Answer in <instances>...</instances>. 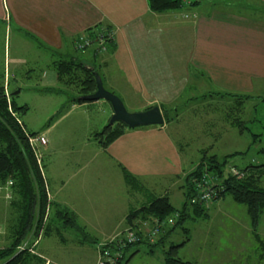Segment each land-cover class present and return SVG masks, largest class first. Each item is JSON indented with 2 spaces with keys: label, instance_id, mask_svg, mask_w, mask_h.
Returning <instances> with one entry per match:
<instances>
[{
  "label": "rangeland",
  "instance_id": "rangeland-1",
  "mask_svg": "<svg viewBox=\"0 0 264 264\" xmlns=\"http://www.w3.org/2000/svg\"><path fill=\"white\" fill-rule=\"evenodd\" d=\"M3 28L4 25L0 24L1 79L4 77L6 83L8 81V86H5L7 93L15 92L13 96L16 103L23 107L19 118L24 126L36 131L30 135L42 134L45 138L44 141L37 139L32 144L35 145L36 153L41 159L42 171L50 180L52 188L63 179V192L60 195L55 194V198H63L76 209L88 205L89 210L84 216L77 215L81 224L96 223L100 217L114 219L124 215L125 210V222L118 223L113 231L104 233L105 230H99L95 225H85L93 236L92 239H98L94 243L88 241L89 238L80 240V236L72 228L60 229L61 236L57 232V226H61L60 221L54 217V208L51 207L47 210L48 215L45 216L38 234L26 235V241L20 247L27 243L34 244L36 239L38 247L35 246V252L39 250L44 254L45 249V254L52 259L50 264H97L99 252L97 254L96 250L107 239L125 228L135 226L133 223H136L135 228L140 229L143 234L153 226L149 218L141 219L138 216L132 219L133 222L126 220L129 207L138 206L147 197L130 188L120 165L102 150V146L94 138L93 133L102 129L109 121L110 114L108 115L105 105L110 104L103 98L85 100L80 103L81 106L77 102L66 104L67 99L76 94L75 87L57 82L55 86H61L63 90L45 89V84L39 82L37 69L26 64L13 63V35L16 34L12 31L10 38L8 33L4 36ZM22 42L25 41H18L20 44ZM26 47L25 54H31L32 57L35 52L29 45ZM77 55L84 57L80 52ZM199 89L192 91L194 96L185 100L182 98L183 101L180 100L176 105L166 106L169 114L167 128L180 150L184 165L194 167L202 158L215 155L221 159L232 151H237L228 160L233 166L263 163L264 151L259 149L264 147V82L256 83L254 91L249 88L238 91L222 89L230 92L246 91L251 97L235 98L219 95L206 88ZM140 106L130 104L126 107L132 110ZM103 108L107 112H103ZM224 171H232L231 166L224 168ZM258 177L259 183L264 186V170ZM145 180L149 187L154 182L148 178ZM10 183V180L0 182L1 247L10 243L12 228L19 212L12 202L19 196L10 187ZM165 183L169 187L170 201L181 206L184 196L180 185L172 180H166ZM205 210L206 217L193 214L185 219L183 225L189 227L190 238L179 247L177 255L180 258L194 264H264V252L252 230L245 204L226 194L212 201ZM51 220L53 229L45 233L44 228ZM172 222L168 220L166 227ZM257 233L264 239V208ZM159 234L157 232L155 238ZM185 234L181 226H177L167 240L178 242ZM167 240L156 245L153 251H149L145 242L133 244L126 257L130 252L134 253L128 258L125 257L121 264H165L164 249L169 243Z\"/></svg>",
  "mask_w": 264,
  "mask_h": 264
},
{
  "label": "crops",
  "instance_id": "crops-1",
  "mask_svg": "<svg viewBox=\"0 0 264 264\" xmlns=\"http://www.w3.org/2000/svg\"><path fill=\"white\" fill-rule=\"evenodd\" d=\"M184 2L180 8L155 11L148 0H0V24L4 36L8 33L10 38L12 31L16 34L12 62L37 69L44 87L58 82L55 57L80 52L84 61L97 66L104 86L118 94L126 106L141 105L132 110L153 104L160 108L176 105L194 96L192 91L199 87L251 97L246 91H236H254L256 83L264 82V0ZM96 23L111 27L113 48L98 53L92 48L74 50L77 35ZM22 40L25 42L18 43ZM28 45L35 52L32 57L24 52ZM3 83L8 86L4 77ZM105 106L111 114V106ZM106 108L102 111L107 112ZM102 150L161 194L169 193L166 180L179 186V180L193 168L182 162L165 121L125 127ZM147 178L154 181L150 187L144 182ZM46 179L50 199L66 204L78 216L85 215L88 205L76 209L63 198H55L63 192V179L54 188ZM122 222L125 210L117 218L100 217L96 223L84 225H95L106 233ZM31 244L35 252L38 240ZM43 250L44 254L35 253L42 258L41 264H50L52 259Z\"/></svg>",
  "mask_w": 264,
  "mask_h": 264
},
{
  "label": "trees",
  "instance_id": "trees-1",
  "mask_svg": "<svg viewBox=\"0 0 264 264\" xmlns=\"http://www.w3.org/2000/svg\"><path fill=\"white\" fill-rule=\"evenodd\" d=\"M148 3L150 8L155 11L176 9L185 4L184 0H148ZM104 27L111 29L107 24L96 23L85 30L92 28L104 29ZM113 46L114 39L110 37L106 41L105 51L111 50ZM92 49L94 52H99L95 47ZM74 50L76 49L74 48ZM87 64H91L93 69L89 68ZM53 66L58 82L73 86L76 89V94L71 95L66 104L67 102L71 104L85 101L79 95L92 92L95 89L94 70L98 71L103 81L97 66L93 63H87L77 53L55 57ZM1 77L2 74L0 73V182L11 181L10 187L14 188L19 196L18 199L12 201L13 206L19 212L12 228L10 243L3 247L0 246V264H35L42 261V258L31 250V243H27L24 247L20 246L24 240L26 241V235L38 234L45 216L48 215L49 211L47 210L51 207L54 208V217L61 224L60 227L57 226V232L60 235V229L72 228L76 230L81 238L80 240L85 241L89 238L88 241L98 242L97 238L92 239L93 236L89 234L86 226L79 223L76 213L71 208L49 198L47 179L40 164L41 159L36 153L35 145H32L29 141L30 134H34L36 131L29 130L24 126L23 121L19 118L23 107L16 103L13 93L6 94ZM45 89L63 90L61 86L46 87ZM217 94L227 95V93L220 92H217ZM232 95L234 94L229 93L228 96ZM237 97H249V95L235 96V98ZM161 110L166 122L169 119L168 108L161 106ZM125 127L128 126L124 122L115 120L112 123L105 124L102 129L95 131L93 135L102 147H106L108 143L123 132ZM259 150L263 152L264 147ZM236 152L232 151L223 155L221 159L215 155L202 158L192 169L187 171L180 185L184 196L181 206L174 205L167 193H156L146 187L135 174L121 165L123 176L126 182L130 184V188L141 192L147 197L138 206L129 207L126 220L133 222L132 219L138 216L141 219L149 218L153 222V226L146 234H143L140 229L135 228L136 223H133L135 226H131V229L133 228L132 230L135 232L134 239L126 241L125 245L121 247L116 246L115 240L105 241L99 246L98 250L103 247L117 249L120 252L117 264H121L133 244L145 242L149 246V251H153L156 245L167 240L175 227L181 226L186 233L185 237L178 242L167 240L169 243L167 248L164 249V263L194 264V262L182 259L177 255L179 247L190 238V229L183 223L187 217H191L193 214L206 217L205 209L208 205L217 198L229 194L233 200L246 205L252 230L264 252V239L257 233V226L264 208V186L259 183L258 174L264 170V162L250 163L242 167L233 166L228 160ZM228 166H231L232 171L226 173L224 168ZM223 172L225 173L223 174ZM203 189H210L211 195L207 198L202 197L201 192ZM168 220L174 221L166 227ZM51 222L52 220L46 224L45 233H49L52 228ZM157 232L161 235L159 234V237L155 238ZM133 253L134 251L130 252L126 258L132 256Z\"/></svg>",
  "mask_w": 264,
  "mask_h": 264
},
{
  "label": "water",
  "instance_id": "water-1",
  "mask_svg": "<svg viewBox=\"0 0 264 264\" xmlns=\"http://www.w3.org/2000/svg\"><path fill=\"white\" fill-rule=\"evenodd\" d=\"M87 66L93 69L91 64H87ZM94 75L96 82L95 89L89 93H82L79 97L84 100L98 98L106 99L112 108V113L110 114L108 123L120 120L128 127H134L139 125L161 124L164 122V116L158 104H153L144 109L128 110L122 98L104 86L98 71L94 70ZM11 93L15 92L12 91Z\"/></svg>",
  "mask_w": 264,
  "mask_h": 264
},
{
  "label": "built area",
  "instance_id": "built-area-1",
  "mask_svg": "<svg viewBox=\"0 0 264 264\" xmlns=\"http://www.w3.org/2000/svg\"><path fill=\"white\" fill-rule=\"evenodd\" d=\"M110 37H113V30L107 29L105 27L104 29L92 28L90 30H84L83 33L78 34L77 37L74 39V48L78 51H82L88 48L95 47L99 52H102L105 51L106 41ZM5 91L6 94H8L7 90ZM37 139L44 141L45 138L42 134L29 136V141L31 144ZM201 193V196L204 198H207L209 195H211L210 189H203ZM134 234L135 232L131 228H126L124 231L116 233L114 236L110 237L106 241L111 242L112 240H115L116 246L121 247L125 245L126 241H131L132 239H134ZM98 252L99 255L97 259V264H117V259L120 254L117 249L111 247H103L99 249Z\"/></svg>",
  "mask_w": 264,
  "mask_h": 264
}]
</instances>
